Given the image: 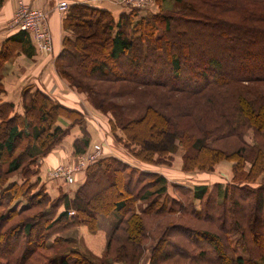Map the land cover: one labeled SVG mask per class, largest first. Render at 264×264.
Returning a JSON list of instances; mask_svg holds the SVG:
<instances>
[{"label":"trees","instance_id":"16d2710c","mask_svg":"<svg viewBox=\"0 0 264 264\" xmlns=\"http://www.w3.org/2000/svg\"><path fill=\"white\" fill-rule=\"evenodd\" d=\"M175 1L183 6L166 9L165 0H154L153 11L129 9L117 21L108 11L89 5L67 6L59 73L80 92L84 76L118 85L119 93L102 84L93 85L89 92L94 106L111 114L114 138L134 160L170 165V147L177 139L184 149V172L211 171L225 158L232 163V183L223 193L217 184L192 189L174 185L177 196L170 198L161 175L103 156L81 172L85 177L80 186L75 177L72 196L52 198L41 183V161L68 134L56 121L67 117L69 110L41 91L26 88L21 92L22 115L13 104L0 100V264H94L77 251L59 261L51 254L64 232L82 226L95 233L97 216L113 211L120 218L105 252L113 264H138L145 250L143 241H154L161 230L163 236L154 242L148 264L264 263L260 228L264 222V93L243 85L264 84V0ZM88 26L96 28L89 36L105 34L104 47L81 44L78 35ZM220 43L231 56L215 53ZM103 50L105 61H89L95 52L101 58ZM8 55L7 49L0 55V96L4 92L1 69ZM130 93L141 102H111ZM191 105L201 114L191 113ZM208 113L215 115L209 118ZM185 119H193L194 129L185 125ZM196 127L212 132L197 138ZM250 129L253 143L244 138ZM82 133L83 138L74 143V155L89 149L88 137ZM230 138L236 144L228 152L205 143ZM257 181V186L251 185ZM188 192L198 207L193 201L187 203ZM105 193L117 197L110 202ZM33 209L38 212L30 214ZM18 217V222H11ZM39 223L42 231L34 235ZM8 240L14 241L11 248L5 247ZM234 245L246 259L237 255ZM166 248L169 251L163 253Z\"/></svg>","mask_w":264,"mask_h":264},{"label":"crops","instance_id":"0c3cea01","mask_svg":"<svg viewBox=\"0 0 264 264\" xmlns=\"http://www.w3.org/2000/svg\"><path fill=\"white\" fill-rule=\"evenodd\" d=\"M17 1L0 0V55L4 49H7V53H9L1 69L4 92L1 94L0 100L3 103L13 104L14 111L22 115L24 110L21 92L26 88H30L31 91H41L54 103L69 110L67 117H58L56 121V126L63 130L67 129L68 134L41 161V183L46 185L47 192L50 191L53 197L59 195V190L50 184V181H57L48 180V172L57 166L74 163L75 157L78 155H74V143L83 138V131L88 137L87 148H91L93 143H101L106 153L105 157H114L134 166L133 161L136 160L126 150L120 148L115 139L112 138L109 116L92 110L85 95L75 92L70 84L60 76L59 56L62 52L65 35L63 19L66 11L58 10L57 6L62 1L67 2L68 6L72 4L89 5L108 11L115 21L124 12H128L129 9L118 4L115 0H23L30 7L47 13V24L52 36L53 49L51 53H44L36 49L30 34L8 29L7 26L16 10ZM138 163L140 164L137 165H140L141 168L134 167L144 172L161 175L166 180L168 193L170 184H173V186H189L190 188L196 187V185H187L186 175L180 172L181 164H179V169L170 171L164 166ZM84 177L83 173L76 175L77 186L84 182ZM217 182L214 183L218 184ZM170 196L174 195L170 194Z\"/></svg>","mask_w":264,"mask_h":264},{"label":"rangeland","instance_id":"374dc122","mask_svg":"<svg viewBox=\"0 0 264 264\" xmlns=\"http://www.w3.org/2000/svg\"><path fill=\"white\" fill-rule=\"evenodd\" d=\"M18 1H17V4H18ZM152 2H154V0H152ZM165 3H166V6H165L166 9H170V8H173V7L179 8V7L183 6L182 3H176L175 0H165ZM151 5L152 6L149 9L144 10V12H150V11H153L154 9H156V7L153 6V4H151ZM138 11H141V10H138ZM227 15H230V14H227ZM94 30H96V28H94L93 26H88L87 28L85 27L84 29H82V31H80L78 36H79V40H80L81 44H83L84 46L91 44L93 46L94 45H96V46L99 45V47L100 46L104 47L102 38H103V36H105V34L102 33L100 35L96 34L95 36L94 35L93 36L92 35L89 36L91 34V32H93ZM197 43L201 45L200 41L197 42ZM219 52L224 57H229L232 54V52L228 51V49H226V47L223 44H221V43L219 44V48L217 50H215V53H219ZM105 53L106 52H104V50H103L102 51V55L99 54L101 56V58H100V57H98V55L95 52V53L91 54L89 61H91L93 63L96 60H98V59L102 60V61L103 60L105 61V58H104V54ZM58 64H59V62H58ZM83 79L84 80H82L80 82V83H82L81 86L83 87V90H82L83 92H80V91L75 90L73 88L72 89L75 92H77L78 94L85 95V97L90 102V105H91L90 108L92 110H95V112H97V113H100V114H103V115H106V116L110 117L111 116L110 113L100 111L99 109H97L94 106V103L92 102V99H91L92 96L90 95L89 91L92 89L91 87L93 85L102 84L104 86H107V87H110V88H114V90H118V93H119V92H121V90L118 89V85L112 86L110 83L104 82V81H97V80L96 81H91L89 79V77H85V76H84ZM245 84L246 85L248 84L247 86H253L259 92L264 93V84H260V83H244L243 85H245ZM111 102L115 103V104L131 105V104L139 103V102H141V100H140V98L138 96H136L135 93L134 94L130 93V94H125V95L122 94V97L114 98V99L111 100ZM199 103H202V102L200 101ZM188 108L191 109V113H193L195 111V113L197 112V114H201V112H199V109L196 108V106H192L191 105V106H188ZM34 112L36 113L37 110H35ZM213 114L215 115V113H211V114L208 113L206 115V117L213 118ZM182 122H179L180 125L183 124ZM191 122H194L193 119H191V121L189 119H185V125L186 124H190L191 125L192 124ZM212 125L213 124L209 125L208 128H210ZM193 129H194V127H193ZM196 130L199 131V133L195 132V135H196L197 138H205L203 133H207V134L210 135V132H212V131H210V129L207 130V131H202L201 128H197V127L195 128V131ZM118 134L119 133L117 131L116 135H118ZM111 135H112V138L115 137L114 134L112 133V131H111ZM244 138H245V140L248 143H253L254 142V133H253V131L251 129L249 131H246L244 133ZM176 140L173 141V144L170 147L171 148L170 149V152H171L170 156L171 157L168 156L169 157L168 162L170 163V165H159V166H164L166 169H169L170 171H174L176 169H179V164H181L180 165V172H182V174L186 175L187 185H194V186L196 185V187L197 186H209V187H212L215 184L214 182L218 181L217 182L218 183L217 186L219 187L218 190H219V192L223 193L224 188L232 183V170H231L232 163H231V161H226V159L224 158L223 160H221L219 162V164L215 165L214 168L211 171H199L197 169H194L192 171L184 172L182 170V156L184 154V149L179 144V142L176 141ZM224 140L225 141H218L217 143H214L213 140L209 139L206 142L203 140V142L207 143V145H206L207 147L210 145V146H212L213 149H215V148H223L224 152H228L227 149L228 148L231 149V147H234L235 144H236V140H234L232 138L224 139ZM116 143H118V142L116 141ZM212 143L214 144V146L212 145ZM95 144H99V145L102 146L101 143H93L91 145V147L93 145H95ZM118 145L120 146V148L124 149L121 144L118 143ZM88 150H86V151H88ZM124 150H126V149H124ZM222 155L224 157H226L225 155H227V154H222ZM230 155H231V152L227 156H230ZM75 160H76V157H75ZM133 162L135 163L134 166L141 168L140 165H137V164H140V163H138L136 161H133ZM74 163H75V161H74ZM74 163H72V164H74ZM245 169L246 170L249 169V164L245 165ZM213 178H214V180H213ZM47 179L50 180L51 178L48 177ZM52 180L57 181V182L50 181V184H51L52 187L57 188L59 190V192H58L59 195L60 194H67V196H72V193L75 190L74 186L72 187V186L65 185L62 181L57 180V179H52ZM258 184H259V181L255 182V184H251V185L252 186H257ZM172 186H173V184L169 185L168 191H169L170 194H173L174 196H177V193L174 190L175 186H173V187ZM186 187L190 188L189 186H186ZM190 189H192V188H190ZM123 192H124V194H126L128 191L125 188L123 190ZM48 193L50 194V196L52 198H54L50 191ZM169 193L167 192L168 197L170 196ZM104 195H105L104 197H106V199H108L110 202L113 201L114 199H116V197H117L116 193H110V194L105 193ZM239 195L240 194H238L236 196L239 197ZM171 197L172 196H170V198ZM185 198H187V203L193 201L192 195L189 194V192H188V195L185 196ZM193 202L196 204V207H198V202H195V201H193ZM167 207H169V203L168 202H167ZM37 212H38L37 209H33V210L30 211V214H34V213L36 214ZM119 218H120V215L116 211H113L108 216H103V215L97 216V230H96L95 233L89 232L87 228L82 227V226L81 227H75V228H73V229H71V230H69L67 232H64L61 235L62 241L60 243H58V244H55L54 251L51 254V258L54 261H59L63 257H65L67 254H69L70 252L77 251V252L85 255L94 264H113V261H112L113 259H111V256L107 257V255H105V252L108 249L109 237H110L115 225L118 223ZM170 218H172V217H170ZM19 219H20V217L14 218V219L11 220V222L12 223L13 222H18ZM150 227L151 226L148 227V230H149V233H152V230L150 229ZM42 228H43V226H41V224H40V225H38L37 227H35L32 230V233L34 235H36V234H38V232L40 230L42 231ZM260 228H261V232H262L261 246L264 247V222L261 224ZM210 231L216 233L214 229L213 230L210 229ZM162 233H164V231H162V230L158 231V233L155 235L154 241H150V240L143 241L145 250H144V253L141 256L140 260L138 261L139 262L138 264H148L149 257L152 254V249L154 247V244L159 240V237L163 236ZM119 234H121V232H119ZM117 235H118V233H117ZM236 239H237V237L234 236L232 238V242L234 243L236 241ZM15 241H16V239H15ZM122 243L123 242L120 243L119 247L123 246ZM13 245H14V241L8 240L7 243L5 244V247L6 248H11ZM48 245H51V242H49ZM114 245L115 244L112 243L111 244V248ZM128 245L129 244H127V248H128ZM234 246L236 248L237 255L242 257L243 259H246L247 255L244 254L240 250V248H238L236 245H234ZM154 250H155V248H154ZM168 251H169V249L166 248V249H164L163 253L164 252L166 253ZM255 255L256 256L260 255V252L259 251L255 252ZM169 262L170 261H168L166 263L162 262L161 264H172V263H169ZM174 262H176V261H174ZM181 262H183V261H181ZM260 263L264 264L262 261H260ZM177 264H189V261H187L185 263H177ZM200 264H204V263H200Z\"/></svg>","mask_w":264,"mask_h":264},{"label":"built area","instance_id":"2783aa9c","mask_svg":"<svg viewBox=\"0 0 264 264\" xmlns=\"http://www.w3.org/2000/svg\"><path fill=\"white\" fill-rule=\"evenodd\" d=\"M118 4L127 9L146 10L152 0H115ZM67 2L58 3L57 9L64 12L67 9ZM8 29L12 31L25 32L31 35L36 49L39 52L51 53L53 49L52 36L47 24V13L43 10L34 9L23 0H19L15 13L8 23ZM104 148L93 145L88 151L76 156L74 164L60 165L48 172V177L64 182L71 186L75 182L77 174L83 172L89 165L101 159L104 155ZM70 214H73L72 212Z\"/></svg>","mask_w":264,"mask_h":264}]
</instances>
